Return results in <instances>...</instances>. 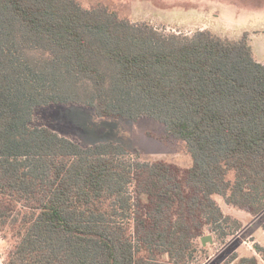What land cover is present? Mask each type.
I'll return each instance as SVG.
<instances>
[{"label": "trees", "instance_id": "16d2710c", "mask_svg": "<svg viewBox=\"0 0 264 264\" xmlns=\"http://www.w3.org/2000/svg\"><path fill=\"white\" fill-rule=\"evenodd\" d=\"M59 105L158 122L193 164L181 181L119 143L85 147L37 125L40 109ZM217 196L264 213V64L248 33H166L103 5L0 0L6 264H189L206 230L224 244L243 227Z\"/></svg>", "mask_w": 264, "mask_h": 264}, {"label": "rangeland", "instance_id": "374dc122", "mask_svg": "<svg viewBox=\"0 0 264 264\" xmlns=\"http://www.w3.org/2000/svg\"><path fill=\"white\" fill-rule=\"evenodd\" d=\"M85 8L107 6L121 17L134 23L148 22L166 33L191 35L198 30L232 40L249 34L255 58L264 64V0H77ZM39 126H46L62 136L87 147L102 142H115L141 161L164 162L172 167L175 176L183 181L193 161L178 141L164 138L162 124L143 119L129 122L114 118H100L93 109L81 106H51L40 109L36 116ZM137 197V193H136ZM224 213L243 225L235 235L222 244L209 230L214 244L205 247L201 237L196 239L198 253L192 264H228L234 256L260 259L256 245L264 247V213L252 216L232 208L222 197H215ZM203 236V237H204ZM8 233L0 232V264H6L8 252L14 245Z\"/></svg>", "mask_w": 264, "mask_h": 264}, {"label": "water", "instance_id": "95a60500", "mask_svg": "<svg viewBox=\"0 0 264 264\" xmlns=\"http://www.w3.org/2000/svg\"><path fill=\"white\" fill-rule=\"evenodd\" d=\"M201 243L205 247L208 243L214 244V239L211 235H207L201 238Z\"/></svg>", "mask_w": 264, "mask_h": 264}, {"label": "built area", "instance_id": "2783aa9c", "mask_svg": "<svg viewBox=\"0 0 264 264\" xmlns=\"http://www.w3.org/2000/svg\"><path fill=\"white\" fill-rule=\"evenodd\" d=\"M256 256H259L256 252H255ZM189 264H192V263H189Z\"/></svg>", "mask_w": 264, "mask_h": 264}]
</instances>
